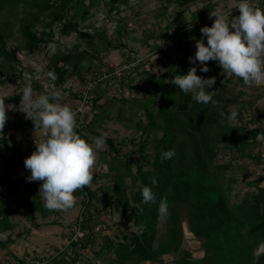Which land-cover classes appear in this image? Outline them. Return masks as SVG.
Wrapping results in <instances>:
<instances>
[{
  "label": "trees",
  "instance_id": "obj_1",
  "mask_svg": "<svg viewBox=\"0 0 264 264\" xmlns=\"http://www.w3.org/2000/svg\"><path fill=\"white\" fill-rule=\"evenodd\" d=\"M101 1L0 0V76L3 77L0 82L7 84L19 80L20 84L30 83L32 87L41 90L42 84L38 79H33V70L18 54L46 55L50 53L49 45L56 43L53 52L47 56L44 68L45 75L49 70L54 71L56 79L52 80L46 75L47 80L62 91L66 90V82L73 77L85 84L79 97L84 102H90V109L86 114L79 113L78 109L74 112L75 131L88 140L90 137L87 133L93 138L102 134L106 138V147L100 151L105 152L101 157L107 166L104 175L113 182L104 189L110 192L112 208L108 211L109 215L113 211L125 214L121 227L127 233L114 239L108 234H102L103 241L99 251H95L96 255L104 254L107 264L153 263L162 261L164 255L172 253L175 254L176 264H264V251L257 253L260 244L264 243V174L247 182L252 189L242 199L233 200L236 196L234 186L239 181L234 169L254 171V168L263 164V158L260 152L255 151V147L261 142L257 141L256 133L264 132V128L258 116L245 117L252 102L242 99V92L228 94L227 82L220 85L218 79L210 90L213 99L218 101L216 105L197 103L192 99V93H184L171 83L176 75L187 74L192 66H197V75L210 77V71L199 70V62L193 65L189 61L188 57L195 53L189 48L188 37L197 35L211 9L219 6V3L198 0L207 2L205 11L208 14L204 15V11L196 13L190 21L191 27L188 22L185 27L175 30L178 39L174 45L166 48L155 45L152 52L162 54L165 66V72L156 76L145 67L146 61L122 68L119 73L113 67L104 69L102 63L94 62L96 52L119 46L107 37L106 28L88 22L96 14L95 7ZM162 1L165 3L163 16L169 18L167 12L171 3L186 4L197 0ZM105 2L111 7L117 6L119 12L121 4H127L129 0ZM250 7L264 13V0H257L256 5ZM226 13L229 18L238 16L237 11ZM199 17L203 20L199 21ZM174 18L178 20L179 17L176 15ZM173 25L174 21H169L168 26ZM126 30L125 18L119 17L114 30L117 38H121ZM71 34L75 35V42L62 49L61 36ZM57 35L59 37L56 39ZM153 36L157 37L156 34ZM215 62H206L210 70ZM26 73L32 75L30 82ZM136 75H142L143 84L152 86V95L137 99L125 95V83L131 89L143 86L133 84ZM229 79L232 77L229 76ZM112 83L118 84L120 94L101 101ZM22 91L0 97V100L13 103L18 108ZM68 92L74 95L70 89ZM116 103L118 107L115 118L124 120L127 127L136 131L130 137L116 139L99 129L104 128L103 123L110 118ZM234 111L239 114V118L229 127L224 117ZM10 112L6 110L8 118L0 130V152L9 145L18 152L20 144L11 131L35 126L31 119L20 116L19 109L15 114ZM127 143H131L132 147L125 151ZM170 149L175 150V155L162 159L161 154ZM17 161L23 160L17 158ZM250 163L254 165L253 170L248 169ZM132 164L136 166L135 173L131 171ZM153 176L157 179L156 185H151ZM41 183L38 181L27 185L29 202L25 204L24 212L33 227L40 226L38 214L46 217L64 211L44 207L43 198L39 194ZM144 185L152 187L154 201L143 203L141 189ZM74 195L85 196V199L81 217L77 220V227L81 231L70 244L85 248L95 241L98 233L109 228V221L101 220L99 216L94 219L91 206L97 194L89 185L77 189ZM161 198H165L169 206L164 237L159 236L161 217H158V205ZM8 205L0 195V234L14 227L11 218L13 210ZM182 206L188 208L189 231L194 237L203 240L202 257L196 258L190 250H182ZM132 226L137 229L133 230ZM30 230L31 227L27 232ZM9 242H12L10 237L5 242L0 241V245L5 246ZM66 254L68 248L59 251L48 263L76 262L75 257L69 259ZM18 264L27 263L19 260Z\"/></svg>",
  "mask_w": 264,
  "mask_h": 264
},
{
  "label": "rangeland",
  "instance_id": "obj_2",
  "mask_svg": "<svg viewBox=\"0 0 264 264\" xmlns=\"http://www.w3.org/2000/svg\"><path fill=\"white\" fill-rule=\"evenodd\" d=\"M212 3L218 2L219 6L225 12H238L237 8L240 0H210ZM206 1H190L186 4L171 3L168 6L169 18L163 16L164 1L162 0H129L127 4H121L120 11L118 7H111L109 4L102 0L96 7V14L88 21L93 22L96 27H104L107 30V37L113 39V43L119 44L117 48L102 49L97 53V58L94 59L96 63H102L104 69L107 67H113L116 70H121L122 67H129L136 64H140L144 61L147 63L145 67L150 69L154 75L165 72V66L162 63L161 53H153L155 45L160 47H168L175 44L178 39V35L174 34V31L180 27H185L186 23L190 22L194 18L196 13L204 11V15L208 13L205 11ZM257 0H250V4L255 6ZM206 13V14H205ZM228 14V13H227ZM178 15V20L174 16ZM119 17H124L127 23L126 33L121 37L117 38L115 34V27ZM204 17V16H203ZM215 17H207L206 22L201 27L207 25L211 26ZM202 21L201 17L198 19ZM169 21H174V25L169 27ZM191 23V22H190ZM192 26V23L190 27ZM154 34L157 37L153 36ZM57 35L55 38L57 39ZM201 31L197 32V35L188 37L189 48L195 53L196 40L200 39ZM61 48L66 49L67 45L75 42V35L61 36ZM121 43V44H120ZM206 43V41H205ZM56 43H53L50 48L51 54L54 50ZM91 52L94 50L90 49ZM182 52V51H181ZM180 52V53H181ZM44 53H22L19 52V57L24 61L29 69L33 70V79H38L42 84L43 88L38 90L33 88L34 95L50 94L55 90H59L62 93L59 103L67 104L75 112L77 109L79 113L86 114L90 109V102H84L79 95L84 91L85 84L80 83L77 77H73L66 82V90L62 91L60 88H55L54 85L47 80L44 73V68L47 63V56ZM130 59V60H128ZM131 62L130 64L127 63ZM39 65L41 71L37 72L35 66ZM31 74L26 73V77L32 79ZM215 76L219 80V84L222 85L227 82L229 88L228 94H236L239 92L241 98L252 102V107L247 110L245 117L258 116L260 125L264 128V86L259 87H244L239 80L229 79L226 72L217 62L213 63L210 70V77ZM3 77L0 76V80ZM93 80V79H90ZM144 79L142 75H136L133 84H142L141 88L131 89L127 83L123 84V90L126 96L137 99L138 97H144L153 94L152 86L149 84H143ZM25 85L20 84L19 80H12L7 84L0 82V97L6 95H12L17 93ZM118 84H111L110 88L104 95L101 101L111 96L120 94L118 90ZM71 90L73 94H70L68 90ZM75 93H78L77 95ZM134 96V97H133ZM118 103V102H117ZM114 105L113 111L111 112L110 118L106 119L103 123V129L99 128L104 134L119 139L121 137H130L135 133V129L126 126L124 120L115 118L117 113L116 109L118 104ZM6 110L11 111L10 113L15 114L16 110L19 109L20 116L26 118V113L22 111L23 104L19 102V107L13 103H5ZM128 106V103L125 107ZM8 133H10L8 131ZM14 138L19 142V151L9 145L7 148L1 150L0 157V195H2L9 203L8 207L13 210L11 215L14 227L11 230L5 231L0 234V241H7L10 237L12 242H9L5 246L0 245V264H18L19 260L26 261L27 264H49L48 260L59 254V251L68 248L67 258H76V262L69 264H107V257L104 254L96 255L95 251H99L103 236L102 234H108L113 239L119 238L123 234L127 233L121 227V221L125 214L122 212H112L109 215V208H112L110 204V192H106L104 189L111 185L112 180L105 176L104 173L107 171V166L101 160L102 152L106 146L96 153V159L93 166V175L95 180H92L90 184L91 189L96 191L97 198L91 206V213L95 216L94 219L98 218L101 220H107L109 228L102 233H98L99 236L89 246L82 248L79 245L70 244L71 238L73 237L75 230L77 229V220L81 217V211L84 207L85 196H75L76 205L62 211L59 215H48L46 217L38 214V221L40 222L39 227L31 226V223L26 219L25 215V204L29 202L27 197V185L29 183L35 184L37 181H27L26 177L30 175V171L25 168L24 160L30 156L35 150L36 142L39 143L44 140L45 134L42 128H36L35 126H26L21 131L13 130ZM89 134L90 140L93 138ZM131 143L125 145V151L131 149ZM255 151L260 152L263 158V164L254 168V165L249 164V170L243 172L244 169L235 168L234 171L237 174L239 181L234 186V201H239L243 196L249 192L252 187L248 186L247 182L256 178L259 174H264V142H260V145L255 147ZM229 157V155L227 156ZM17 158H21L23 161H17ZM241 160V159H240ZM238 161V163L240 162ZM243 163V162H242ZM108 205V206H107ZM106 206V207H104ZM182 217V227L184 231V240L182 243V250H190L194 257L199 258L204 255L203 240L194 237L189 231L187 214L188 208L182 206L180 208ZM55 221V222H52ZM31 227L30 232L27 229ZM132 229H137L132 226ZM166 235V219L165 217L160 218L159 236L164 237ZM67 246V247H66ZM264 251V243H261L257 249V253ZM175 254H166L163 256L162 261L158 262H144L142 264H176Z\"/></svg>",
  "mask_w": 264,
  "mask_h": 264
},
{
  "label": "clouds",
  "instance_id": "obj_3",
  "mask_svg": "<svg viewBox=\"0 0 264 264\" xmlns=\"http://www.w3.org/2000/svg\"><path fill=\"white\" fill-rule=\"evenodd\" d=\"M237 8L239 15L231 18L220 6L211 9L209 18L215 19L211 26L205 25L200 29L201 37L196 40L195 54L188 59L193 65L199 62L201 72L210 71L206 62L214 60L223 72L239 80L246 88L264 86V13L254 11L250 0H240ZM35 68L37 72L41 71L39 65ZM46 75L56 79L54 71L49 70ZM171 83L184 93H192V99L197 103L218 104L210 91L216 77L197 75V66L190 67L187 74L176 75ZM61 96L59 90L34 95L30 83L25 85L21 94L26 118L31 119L36 128H42L46 137L36 142L35 150L24 160L25 168L30 171L26 180L42 181L39 194L48 210H67L74 206L75 191L93 180L96 153L106 143L103 134L91 140L77 134L75 113L67 104L58 102ZM7 118L5 103L0 100V130ZM238 118L239 114L234 111L224 120L231 127ZM256 139L264 142V132H257ZM161 155L162 159H169L175 155V150H166ZM131 171H137L135 164H132ZM156 184L157 179L153 176L151 185ZM141 194L143 203L155 200L150 185H144ZM168 214L167 200L161 198L158 217Z\"/></svg>",
  "mask_w": 264,
  "mask_h": 264
},
{
  "label": "built area",
  "instance_id": "obj_4",
  "mask_svg": "<svg viewBox=\"0 0 264 264\" xmlns=\"http://www.w3.org/2000/svg\"><path fill=\"white\" fill-rule=\"evenodd\" d=\"M250 6H252V5L250 4ZM122 68H127V67H122ZM119 71L120 70H116L117 73H119ZM80 231H81L80 227H77V229L75 230V233H74L73 237L71 238V240H76L77 236L80 234Z\"/></svg>",
  "mask_w": 264,
  "mask_h": 264
}]
</instances>
